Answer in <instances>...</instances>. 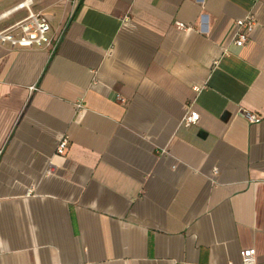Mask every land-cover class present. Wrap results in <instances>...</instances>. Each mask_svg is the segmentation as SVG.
I'll use <instances>...</instances> for the list:
<instances>
[{
    "label": "crops",
    "instance_id": "0c3cea01",
    "mask_svg": "<svg viewBox=\"0 0 264 264\" xmlns=\"http://www.w3.org/2000/svg\"><path fill=\"white\" fill-rule=\"evenodd\" d=\"M34 9L59 43L0 44V264H264V0Z\"/></svg>",
    "mask_w": 264,
    "mask_h": 264
},
{
    "label": "built area",
    "instance_id": "2783aa9c",
    "mask_svg": "<svg viewBox=\"0 0 264 264\" xmlns=\"http://www.w3.org/2000/svg\"><path fill=\"white\" fill-rule=\"evenodd\" d=\"M1 1V0H0ZM37 0H24L12 11L0 15V21L6 18L9 14L20 10L26 11V17L4 31H0V44L10 45L12 48H47L54 52L58 46L59 40L51 36L52 27L48 19L41 11L34 9V3ZM256 26V19L252 14L247 15L235 22L232 44L237 47L245 46L250 38L251 33ZM181 30L188 31L190 28L184 24H179ZM227 52V50H226ZM194 91L199 93L201 88L195 87ZM81 109V105H78ZM245 117L251 123H259L261 118L253 113L246 112ZM198 122V114L194 111H189L184 118L183 123L186 126L196 125ZM69 138L63 136L60 138L56 148V156H64L69 147ZM56 164L51 160L48 167V174L54 173ZM243 264H257V254L255 249H250L242 253Z\"/></svg>",
    "mask_w": 264,
    "mask_h": 264
}]
</instances>
